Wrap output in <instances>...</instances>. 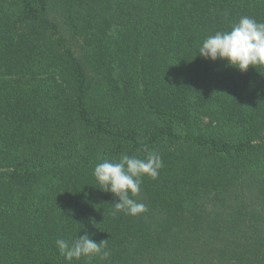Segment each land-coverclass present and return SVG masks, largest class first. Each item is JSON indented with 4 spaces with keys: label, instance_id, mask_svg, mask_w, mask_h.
I'll return each mask as SVG.
<instances>
[{
    "label": "trees",
    "instance_id": "trees-1",
    "mask_svg": "<svg viewBox=\"0 0 264 264\" xmlns=\"http://www.w3.org/2000/svg\"><path fill=\"white\" fill-rule=\"evenodd\" d=\"M264 0H0V264H264V67L197 54ZM197 54V55H196ZM157 151L137 215L94 168Z\"/></svg>",
    "mask_w": 264,
    "mask_h": 264
},
{
    "label": "clouds",
    "instance_id": "clouds-1",
    "mask_svg": "<svg viewBox=\"0 0 264 264\" xmlns=\"http://www.w3.org/2000/svg\"><path fill=\"white\" fill-rule=\"evenodd\" d=\"M197 54L210 61H225L227 66L241 73L249 67H264V22L248 16L240 17L229 31H217L204 39ZM162 168L163 160L155 150L144 158L124 153L118 162L104 160L97 164L93 176L99 190L111 193L117 199L118 202L112 204L113 215L122 212L137 216L147 211L144 203L134 199L141 192L143 178L157 179ZM55 246L68 264L82 257L90 262L94 257L107 261L111 256L107 240L97 243L87 232L72 240L58 238Z\"/></svg>",
    "mask_w": 264,
    "mask_h": 264
}]
</instances>
